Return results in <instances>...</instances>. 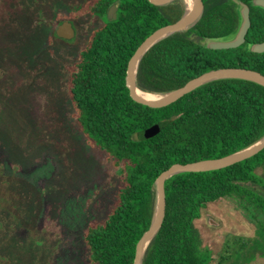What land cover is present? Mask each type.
Returning a JSON list of instances; mask_svg holds the SVG:
<instances>
[{"label": "trees", "instance_id": "1", "mask_svg": "<svg viewBox=\"0 0 264 264\" xmlns=\"http://www.w3.org/2000/svg\"><path fill=\"white\" fill-rule=\"evenodd\" d=\"M251 7L247 42L235 49L205 47L210 38H231L240 25L239 2ZM253 0H203L201 19L186 32L155 44L141 59L139 88L168 93L212 70L241 68L264 75V53L249 51L264 42V10ZM91 14L112 20L97 29L71 70L68 90L88 142L123 165L126 173L116 202L103 222L90 224L84 239L92 264H134L137 244L156 211L155 182L174 164L218 160L264 137V86L244 79L209 82L163 108L135 102L127 88L129 61L156 30L177 22L185 5L156 6L148 0H93ZM157 125L161 130L143 138ZM264 150L227 168L184 172L166 181V215L147 248L143 264H212L201 248L195 222L212 203L236 199L258 220L257 238L235 250L237 261L264 255ZM253 249V250H252ZM252 250V251H250ZM251 255V256H249ZM226 256L222 261H226ZM222 263V262H221Z\"/></svg>", "mask_w": 264, "mask_h": 264}, {"label": "rangeland", "instance_id": "2", "mask_svg": "<svg viewBox=\"0 0 264 264\" xmlns=\"http://www.w3.org/2000/svg\"><path fill=\"white\" fill-rule=\"evenodd\" d=\"M92 1L0 0V264H92L85 230L106 219L123 185L124 164L88 142L68 90L109 19L89 12ZM63 21L70 40L56 33ZM195 228L212 264H264L259 253L234 255L258 228L236 199L210 204Z\"/></svg>", "mask_w": 264, "mask_h": 264}, {"label": "water", "instance_id": "3", "mask_svg": "<svg viewBox=\"0 0 264 264\" xmlns=\"http://www.w3.org/2000/svg\"><path fill=\"white\" fill-rule=\"evenodd\" d=\"M150 3L156 6H166L175 1H181L185 5V13L183 17L173 24L166 25L158 30H156L152 35H150L136 50L135 54L129 61V65L127 68V77L126 84L127 88L130 90V96L132 99L142 105L151 107V108H163L171 105L172 103L181 99L185 94L194 91L200 86L207 84L212 81L220 80V79H228V78H236V79H244L252 82H256L264 86V75L259 72L246 70L241 68H224L219 70H212L210 72H206L192 80H190L185 86L180 89H177L168 93H153L144 91L139 88L137 83V73L139 69V64L143 56L157 43L162 41L163 39L174 35L176 33H183L191 29L195 24L201 19L204 12V3L203 0H195L198 8L197 11L189 17H186V8L187 4L185 0H148ZM253 6L259 7L264 10V0H253ZM239 13H240V25L236 34L231 38H210L205 40V47L212 50H227V49H235L244 45L247 42V34L252 26L251 21V7L249 4L244 3L242 1L239 2ZM118 7L117 5H113L108 11V18L112 20L117 13ZM56 33L58 37L62 39L70 40L75 36V30L73 28V23L71 21H63L57 28ZM249 51L254 53H264V42L260 43H250ZM239 74H250L258 78L259 80L243 78L239 76H231V75H239ZM228 75V76H224ZM137 90H142L143 92H148L152 94H172V97L165 102L162 103H154L149 100L143 99L137 95ZM161 130V126L157 125L153 129L146 130L142 132L141 136L143 138H149L151 136L156 135ZM264 150V137L258 141L253 146L244 149L236 154L230 155L228 157L218 159V160H210V161H201L194 162L188 164H174L169 169L162 172L155 182V190H156V211L153 223L149 230L144 233L142 238L137 244L136 248V256L134 260V264H143V259L146 254L147 248L152 242V240L157 235L160 230L163 221L166 215V181L171 177L184 173V172H207V171H215L223 168H227L235 163L242 162L247 160L259 152ZM238 155V156H237ZM234 157V158H233ZM207 163H215L210 166H206ZM159 204V212L158 210ZM158 212V213H157ZM151 239V240H150ZM150 240V242H149ZM149 242V244H148Z\"/></svg>", "mask_w": 264, "mask_h": 264}, {"label": "bare ground", "instance_id": "4", "mask_svg": "<svg viewBox=\"0 0 264 264\" xmlns=\"http://www.w3.org/2000/svg\"><path fill=\"white\" fill-rule=\"evenodd\" d=\"M185 2L187 4L186 17H189L197 11L198 5H197L195 0H185ZM224 76H228V75H224ZM231 76H239V77H243V78L259 80L258 78H256L253 75H250V74H239V75H231ZM137 95L143 99L149 100V101L154 102V103H162V102H165L172 97V94H165V95L158 94L157 95V94H152V93H148V92H143L142 90H137ZM213 164H215V163H207L206 166H210ZM157 211L159 212V204H158V210ZM150 240H149V242H150ZM149 242H148V244H149Z\"/></svg>", "mask_w": 264, "mask_h": 264}, {"label": "flooded vegetation", "instance_id": "5", "mask_svg": "<svg viewBox=\"0 0 264 264\" xmlns=\"http://www.w3.org/2000/svg\"><path fill=\"white\" fill-rule=\"evenodd\" d=\"M2 162H3V159L1 158V159H0V167H1L0 171H2V167H3V166H2ZM6 179H7V178L5 177V175L2 176V177H0V188H1V189H3L4 182L6 181ZM5 197H6V196H5ZM5 197H4V198H5ZM0 199H1V197H0ZM3 201H4V200H3Z\"/></svg>", "mask_w": 264, "mask_h": 264}]
</instances>
